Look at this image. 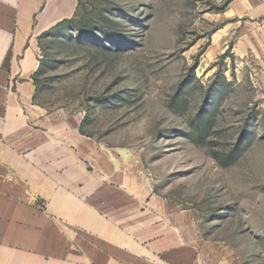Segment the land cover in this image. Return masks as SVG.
Here are the masks:
<instances>
[{
    "label": "rangeland",
    "instance_id": "374dc122",
    "mask_svg": "<svg viewBox=\"0 0 264 264\" xmlns=\"http://www.w3.org/2000/svg\"><path fill=\"white\" fill-rule=\"evenodd\" d=\"M78 2L96 34L40 49L39 98L128 148L212 256L264 264V96L254 60L231 52L229 0Z\"/></svg>",
    "mask_w": 264,
    "mask_h": 264
},
{
    "label": "crops",
    "instance_id": "0c3cea01",
    "mask_svg": "<svg viewBox=\"0 0 264 264\" xmlns=\"http://www.w3.org/2000/svg\"><path fill=\"white\" fill-rule=\"evenodd\" d=\"M77 3L0 0V264H227L128 148L39 98V36ZM223 14L264 96V0H229Z\"/></svg>",
    "mask_w": 264,
    "mask_h": 264
},
{
    "label": "trees",
    "instance_id": "16d2710c",
    "mask_svg": "<svg viewBox=\"0 0 264 264\" xmlns=\"http://www.w3.org/2000/svg\"><path fill=\"white\" fill-rule=\"evenodd\" d=\"M80 4H81V2L77 3L75 13L71 18L65 19V20L57 23L52 28H50L48 31L42 33L39 36V44H40L41 49H44L46 51V48L49 45V41L52 40L55 37V35H57V34H62V35L64 34V36L67 35L70 38L78 37L80 39H82L83 37H87V36L96 34V31L93 29H83L82 28L83 25H82L81 21L78 19V15H77L78 8H79ZM40 67H41V65H39V68L37 70V74L35 75V78H34L35 83L37 85V91L40 90V82H41L40 81ZM201 111H203V110H201ZM82 128H83V126H82Z\"/></svg>",
    "mask_w": 264,
    "mask_h": 264
}]
</instances>
